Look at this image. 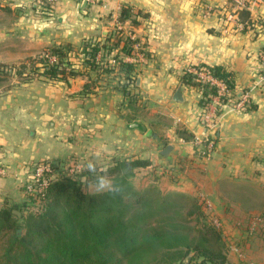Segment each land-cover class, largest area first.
Returning <instances> with one entry per match:
<instances>
[{"label":"crops","instance_id":"crops-1","mask_svg":"<svg viewBox=\"0 0 264 264\" xmlns=\"http://www.w3.org/2000/svg\"><path fill=\"white\" fill-rule=\"evenodd\" d=\"M0 2V13L10 4L16 16L11 28L0 25L1 35L11 36L32 57L70 46L74 51L64 66L75 73L66 80L37 74L11 88L0 87V210L24 205L27 167L44 159H81L86 168L103 169L125 158L142 159L148 165L131 177L155 175L166 192L214 199L223 183L264 179V86L258 80L264 0L246 7L248 26L239 22L240 0ZM123 9H128L124 18ZM232 13L236 23L226 20ZM127 39L139 46L138 56L134 47L129 55L123 52ZM84 45L100 48L94 68L80 53ZM10 59L0 63L20 64ZM120 60L134 66L129 74L120 69ZM201 63L231 71L235 90L246 92L252 107L248 110L247 102L242 109L226 105L215 128L199 125L200 91L181 79L188 67ZM128 77L134 81L125 84ZM178 89L183 101L175 100ZM195 136L214 140L208 157L193 148ZM168 145L173 149L164 156ZM245 252V261L228 253L227 264H264V251Z\"/></svg>","mask_w":264,"mask_h":264},{"label":"trees","instance_id":"trees-1","mask_svg":"<svg viewBox=\"0 0 264 264\" xmlns=\"http://www.w3.org/2000/svg\"><path fill=\"white\" fill-rule=\"evenodd\" d=\"M127 12L128 9H123V18L128 16ZM238 17L244 26L251 24L246 7L238 10ZM120 42L116 40L113 47ZM134 42L125 41V54L132 52ZM73 51L70 46L48 49L38 57L43 70L39 72L41 67H37V72L49 79L66 80L75 74L67 72L64 66ZM99 51L97 45H84L80 53L84 54V62L94 68ZM50 57L55 60L51 61ZM34 59H31L32 65L37 63ZM198 66L235 90L231 71L220 65L201 63ZM133 67L120 60L123 72L129 74ZM17 73L24 74L21 70ZM133 81L128 77L125 84ZM181 81L201 91L202 106L217 91L216 86L202 85L196 75L190 73H184ZM237 96L235 92L231 98ZM220 101L221 105H226L230 97H222ZM251 107L247 102L246 108ZM147 165L142 159L125 158L114 161L105 170L92 168L101 178L111 181L107 190L97 193L82 188L96 176L92 169L85 168L52 183L39 213L31 210L27 198L20 207L0 210V264H227L226 251L220 244V229L209 217L208 222L204 221L206 206L200 198L190 205H181L178 204L181 193L151 196L150 190L135 189L130 177L136 168ZM83 178L87 180L82 182ZM191 218L196 221L193 226L188 225Z\"/></svg>","mask_w":264,"mask_h":264},{"label":"rangeland","instance_id":"rangeland-1","mask_svg":"<svg viewBox=\"0 0 264 264\" xmlns=\"http://www.w3.org/2000/svg\"><path fill=\"white\" fill-rule=\"evenodd\" d=\"M12 6L13 5L5 4V10L0 13L2 15H0V25L4 26L5 28H11L14 26L16 21V16L14 13L15 9H13ZM7 9H9V11ZM1 38H5V35L0 34V45L3 43V48L2 45L0 46V61L11 62L10 58H14V60L20 61V64L13 65L14 63H12L6 65V63H0V87L4 85L5 88H11L18 84L17 82H21V80L23 81V79L29 80L31 77L37 76L39 73L37 72L36 68H42L41 64L37 62L39 59L38 57L43 55V53L46 51H41L40 53L34 52L32 57L29 55L33 52L23 45L16 46V43L11 36H9L8 39L5 38L4 41H1ZM6 42H10V47L7 46L8 43L6 44ZM32 58H35L34 60L37 62L36 64H31ZM22 64H25L26 66L22 67ZM18 70H21L24 74L19 75V73H17ZM60 166H62V164H60ZM105 169L101 168L100 170ZM92 173L96 175L93 177L95 179L91 177L87 182H85L87 178L82 179V182H85L82 185L84 191L89 193H97L105 191L110 187L111 181L109 179L101 178L98 171L93 170ZM155 177V175L145 176L142 172H140L136 177H130V179L133 185H135L136 190L140 192H147L150 190L151 196H156L158 193H161L162 196H164L177 191L170 190L169 192H166L167 186L165 185L164 181H162L160 178L159 182L155 181ZM221 190V194L217 195V199L210 198L209 196L207 197L206 195L202 194L211 203V210H209L208 207L205 208L206 214L204 213V221L208 222L209 217V220L213 223V225L220 229V244L223 245L226 255L228 253L234 254L240 261H245V250L247 251L250 248V251H252L253 255H255V251H264V228H262L258 223H252L253 217H264V179L257 178L256 180L254 179L253 182H247V184H245V182L238 184L223 183ZM177 193H181L179 196L182 198H178V204L181 205H190L193 200L200 198L199 194H201L199 193L197 195H193L186 192ZM170 196L174 195H169V197ZM161 199L159 198L158 201H161ZM215 218L218 220L220 219L219 222L222 223L220 226L215 224L217 221ZM193 219L191 218L192 221L190 223L191 225L188 224L189 226L196 224V221Z\"/></svg>","mask_w":264,"mask_h":264},{"label":"built area","instance_id":"built-area-1","mask_svg":"<svg viewBox=\"0 0 264 264\" xmlns=\"http://www.w3.org/2000/svg\"><path fill=\"white\" fill-rule=\"evenodd\" d=\"M55 1V0H51ZM252 2V0H240L239 7H247V4ZM229 22L236 23L235 14H229L226 18ZM136 55H139V46L135 43L132 44ZM135 55V56H136ZM100 55H98V58ZM51 61H54V57H50ZM137 60V57L135 58ZM258 65H259V83L264 86V48L258 54ZM185 73H190L196 75L202 85L209 84L217 87L215 95L209 96L204 106L201 107V112L199 113L198 122L203 128L213 129L216 126L218 118V109L222 110L226 105H232L236 108H243L245 103L248 101V94L242 90L236 89L232 90L228 88L223 81L216 78L206 71L203 67L198 65L190 66L186 69ZM238 93L237 98H231L233 93ZM201 97L203 95L200 91ZM230 97V101L226 105H221L220 98ZM221 112V111H220ZM192 146L195 151L202 155V157H208L215 147V142L211 138H201L195 136L192 140ZM62 164V166H60ZM54 162L51 159H44L41 161H35L28 165L27 167V178L22 185L23 191L26 198L29 199L31 210L35 213H39L44 208V197L50 185L55 181H58L63 175L72 176L85 169V162L81 159L71 158L63 163ZM200 199L205 204L206 207L211 210V203L202 194H199ZM216 219V218H215ZM216 225L220 226L222 223L216 219ZM253 224H259L264 228V217L256 216L252 219ZM254 226V225H253Z\"/></svg>","mask_w":264,"mask_h":264},{"label":"water","instance_id":"water-1","mask_svg":"<svg viewBox=\"0 0 264 264\" xmlns=\"http://www.w3.org/2000/svg\"><path fill=\"white\" fill-rule=\"evenodd\" d=\"M175 100H176V101H183V97H182V95H181V90H180V89H178V90L176 91ZM172 149H173V146L168 145V146H166V147L163 149V151L161 152V154L164 155V156H167V155L172 151Z\"/></svg>","mask_w":264,"mask_h":264}]
</instances>
